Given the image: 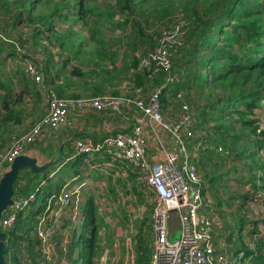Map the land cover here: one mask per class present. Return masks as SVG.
Wrapping results in <instances>:
<instances>
[{"label":"trees","instance_id":"16d2710c","mask_svg":"<svg viewBox=\"0 0 264 264\" xmlns=\"http://www.w3.org/2000/svg\"><path fill=\"white\" fill-rule=\"evenodd\" d=\"M13 2L18 9L13 15L15 20L12 25L22 23L24 20H28L30 24H41L32 30L34 45L39 46V40L42 38L51 40L54 37L72 57L90 60L95 64L87 70L92 76L93 85H89V79H86L81 86L89 85L90 92L85 96H82L81 92L66 96L64 84L60 85L58 80L62 76L66 80L74 78L67 70L57 71L53 77L50 76L48 63L42 68L45 73L44 81L41 75L42 81L38 84L30 76L27 67L29 64L35 65L40 74L41 69L36 62L30 60L28 54L21 55L24 60L26 59V64H18V73L22 74L19 79L20 85L23 86L22 95L14 92L12 78L0 75V89L4 90V92L0 91V140H3L0 155L47 115L48 112H42L36 123L34 122L26 131H21L25 126L24 119L28 116V108L23 101L27 98L40 100L43 90L47 92L53 90L59 96L66 98L127 96L148 101L156 88L166 84L169 76L177 74L178 79L167 84L161 97L165 115L168 117V110L174 106L173 102L166 98L170 93L171 99L178 101V113L183 104H188L195 118L196 132L208 139L211 147L200 151L204 152L203 156L208 161L220 162L226 166L228 160L229 163H234L230 161V157L236 159L237 156H247L253 164H258L255 149L264 148V131L257 132L264 118V0H0V18L1 11H7ZM177 19L180 20L176 21ZM80 21L87 25L90 38L96 41L90 50L84 49L82 43L77 42L75 38L77 33L72 26L65 28L64 32L58 27L70 22L78 24ZM4 23L3 25H9ZM146 25L153 26L154 29L146 28ZM118 29H121V32L117 31ZM170 34L174 35L175 42L168 43L167 56L170 66L165 68L157 60H153L152 55L167 41L165 38ZM117 40L121 41V45L126 42L130 49L125 51L119 48L116 51L114 46ZM8 42L14 43L12 39L0 36V62L6 59L1 52L9 49ZM145 44L147 49L138 57L136 53L139 46ZM14 49L16 50V46ZM9 55H13V52ZM120 55L123 56L121 60H119ZM148 60L149 65L145 63ZM118 62L121 63V67ZM124 80H128L135 90L142 89L144 95L120 94L117 90L111 94L106 92L111 87L118 89L116 86H120ZM79 81L74 84L76 85L74 89H79L77 88ZM193 88L198 92L199 97L205 95L203 103L190 101L191 95L184 96L185 91ZM207 89L210 94L206 93ZM49 99L47 94L48 106ZM239 104H242L241 108H238ZM91 109L109 115L122 114L114 113L107 108L92 107ZM139 112L140 110L133 106L123 108V113L130 114L131 117L139 116ZM234 112L239 115L238 118L233 116ZM167 117H165L167 120H171ZM16 124L21 125L16 128L14 126ZM117 132L119 130L115 133ZM126 132L132 131L126 130ZM10 142H12L10 147L5 149ZM219 146L223 148L222 151L218 150ZM73 151L77 152L76 144ZM57 158L64 159L61 155ZM128 164L136 171L132 176L135 178L137 176L139 182V170L133 164ZM79 166L77 162L76 169ZM258 168L260 166H256V169ZM201 170L209 171L206 165H202ZM209 175L207 173L204 175L208 182L210 179H216V177L210 178ZM48 176L49 171L33 169L29 166L19 172L12 198H26L32 194L35 198L31 206L20 213L17 222L11 228L4 229L0 226L1 231L6 234L4 254L7 256V264H46L42 254L37 250L40 244L36 234L37 219L43 212L48 197L55 191H60L64 185L61 183L62 175L57 184ZM219 178L221 179L222 176ZM257 181L258 177L255 176L248 183L256 191H264V185H258ZM121 182L126 185L124 181L118 180V183ZM142 186L145 188L143 184ZM111 191L113 196H116V188ZM247 196L248 194H244L245 199ZM242 207L246 208V206ZM152 209L153 204L150 208L151 213ZM81 210L84 217L83 224L80 232L75 233L76 238L73 242L76 246H81V251L76 259L75 255L68 259L71 264L80 262L95 264L98 252L95 244L99 235L96 204L93 200L88 201L81 206ZM245 216L240 211L237 213V217L243 221ZM261 219H256L255 224ZM214 225V235L216 234L218 238L225 235L229 245L232 244L230 241L237 243L232 238L233 231L218 233L221 224L214 219ZM241 230H244L242 226ZM255 232L256 228L250 231V238L255 237ZM247 237L245 241L241 233L240 248L232 251L231 246H227V251L237 254L239 250L244 249L245 256L250 257V264H264V236L255 237L253 246H250ZM25 241H29V244L24 246ZM13 246L16 247L12 253ZM136 246V262L149 264L154 251L153 223L152 230L147 229L146 233L141 230L138 234ZM101 248L99 247V250ZM11 256L14 257L13 263L9 258Z\"/></svg>","mask_w":264,"mask_h":264},{"label":"built area","instance_id":"2783aa9c","mask_svg":"<svg viewBox=\"0 0 264 264\" xmlns=\"http://www.w3.org/2000/svg\"><path fill=\"white\" fill-rule=\"evenodd\" d=\"M165 39L167 41L152 55V59L169 68L168 43L175 42V38L170 34ZM145 63L149 65L150 61ZM27 71L37 82L42 80L35 65L29 64ZM176 79L177 74L169 76L167 83L156 88L148 101L127 96L66 98L49 90L47 115L0 155V180L16 158L24 155L28 147L46 130L56 132L67 123L71 110L94 107L124 114V107H136L140 112L134 120L132 132L119 131L98 143L91 139L80 141L76 155L106 151L112 158L133 164L139 170L140 182L152 193L153 201L151 217L154 251L150 264H250V257H246L245 253L235 257L226 250V237L218 238L214 235L215 208L206 202L204 180L196 164L200 151L211 146L207 138L196 132L195 118L188 104H183L175 118L167 120L164 116L161 97L167 84ZM260 124L258 133L264 131V118ZM146 128H150L149 131L156 136L158 131L166 132L173 143L174 149L166 150L160 162L152 163L148 157ZM218 150L222 151L223 148L219 146ZM74 185L66 182L60 191L52 193L43 212L38 215L36 234L40 244L37 250L46 264H55L59 257L65 258L62 264L67 261L70 246L74 242L73 236L80 232L83 224L84 217L80 208L82 186ZM34 198V194L26 198H12L2 212L0 226L11 228L20 213L31 206ZM172 211L178 214L182 231L181 237L174 241L169 238Z\"/></svg>","mask_w":264,"mask_h":264},{"label":"rangeland","instance_id":"374dc122","mask_svg":"<svg viewBox=\"0 0 264 264\" xmlns=\"http://www.w3.org/2000/svg\"><path fill=\"white\" fill-rule=\"evenodd\" d=\"M17 9V5L13 2L11 5H9L7 11H1L2 13L0 18V36H5L7 39H12L14 42H8L9 49L1 52V55L6 57V59L0 62V75L2 77L9 76L13 79L15 86L14 92L18 95H22L23 93V86H21L19 83V79L22 74L18 73V64H26V59H23V56H21L22 54H28L30 56V60L38 64V68L41 69L40 71L43 77V81L45 78V73L43 72L42 68L47 63L50 67L48 72L52 77L55 75V73H57V71L64 72L67 70L74 79L66 80V78L62 76L58 80L60 85L64 84L66 96L78 94L80 92V94H83L82 96H85L88 92H90L88 86L91 84L93 85V82L92 76L88 74L87 70L90 67H93L95 63L79 57H72L70 52L66 50L64 46L61 47V45L58 44L54 37L51 40L49 38H42L39 40V46L34 45L32 30L41 24H30L28 20H24L22 23H17L18 25H12V22L14 23L15 20V16L13 15ZM174 17L179 18V16L175 15ZM178 20L180 19H177L176 21ZM3 21L8 23L9 25H3L5 24ZM68 26H72V29L77 33L75 38L77 39V42L82 43V47L84 49L90 50L91 48H93V44L95 45L96 41L90 38V32L87 25H85L82 21H80L78 24H73L72 22H70L66 23L65 25H58L61 32H64L65 28H67ZM146 26V28L154 29L153 26ZM158 27L159 25L156 26V28ZM117 31L121 32V29H118ZM19 35L21 37H19ZM14 44H16V50L14 49ZM114 47L116 51L119 48L124 49L125 51L130 49L126 42L122 43L121 45L120 40L116 41V46ZM146 49V44L140 45L136 53L137 56H142ZM11 52H13V55H9V53ZM122 58L123 56L120 55L119 60H121ZM118 64L119 67H121V63L118 62ZM86 79H89V85H85L86 87H81ZM78 80H80V84L77 87L79 89H74V87L76 86L74 84L78 82ZM37 83L40 84L39 82ZM130 86L132 87L130 82L128 80H124L120 84V86H116V88L118 89H114V87H111L108 88L106 92L111 94V92L117 90L120 92V94H135L134 96L144 95V91H142V89L135 90ZM208 90L209 89L206 90V93H209ZM0 91L4 92L3 89H0ZM183 92L184 91H181V93ZM184 93V96L187 94L191 95V97L189 98L190 101L196 102L198 104L203 103V100L205 98V95L199 97L198 92L194 88L190 89L189 91H185ZM41 94L42 96L40 100L35 101L32 98H27L23 101L26 108H28V116L24 119L25 126L21 128V131H26L31 125H33L34 122L39 117H41L42 112H48L49 106L47 100V91L43 90V93ZM166 98H168L167 100L173 102V108H171V110H168L169 116L172 115L170 118L173 119L178 114V101L172 100V94L170 93L166 95ZM175 107L176 109H174ZM241 107L242 104H239L238 108ZM233 116L236 118L239 117L236 112H234ZM20 125L21 124H16L14 126H16V128H19ZM238 126L240 127V125ZM2 144L3 140H0V146H2ZM263 150L264 148L259 147H256L255 149L256 158L258 161L257 165L253 164L252 161L247 158V156H235L236 159L234 157H230V161L234 163H229L228 160L226 166L220 164V162H210L205 158V156H200L199 164H201V168L202 165H206V169L209 170L208 172H202V174H210V178L216 177V179L214 178L215 180L210 179V182H208L205 179V176H202L207 186L205 188V195H208L207 198L209 200V203L213 208H215L217 216H214L215 219L221 224V230H217V232H235L233 238L237 241V245L241 241V232L239 230L241 226L242 228H244L242 232L245 235H247V232L252 231L254 228H256V232L254 233L255 237L260 238L264 236V193H259L258 190L256 196L254 197V200L252 201L251 199L253 196H249V194H254L256 190L252 187V185L248 183L255 176H257V184L264 185V161L261 160L264 159V156H261ZM56 163L57 162L55 161L52 164L56 165ZM216 164H218L219 166H216ZM256 166H260V168L256 169ZM54 169H56V167H54ZM126 171V175L117 170L115 176H111L113 180H116L115 188L117 197L113 196V199L107 197L109 201H106V198L104 199L103 197H101L98 201L99 204L97 203L99 216V219H97L99 235L98 241L96 242L95 246L96 251H98L99 254L97 252L95 264H138L136 262L137 237L141 230L146 233L147 224L146 219L144 218L148 215L147 211L150 210V206L145 198L142 184L140 183V181L138 182L137 176L136 178L132 176V174L136 173V171L129 167H126ZM61 174L62 173L56 174L58 179L61 178ZM220 176H222L221 179L219 178ZM118 180L124 181L126 185H124L123 182L118 183ZM58 181L60 182V180ZM58 181L56 180L57 183ZM244 194H248L246 199L244 197ZM242 206H246L249 211H246L247 209ZM239 211L243 215H246L244 221L237 217V213ZM258 218H262L263 220L261 219L257 222V224H255V221ZM181 234V228H178L171 232V234H169V238L170 240L174 241L179 239L181 237ZM248 235L249 236L247 237V240H250V243L253 246V244H255V237L250 238V234ZM219 237L222 238L224 236ZM243 239L246 241V236H244ZM19 241L20 239L17 242L19 243ZM230 242L234 243L233 241ZM28 244L29 241L24 242V246ZM15 247L16 246H13V248L11 249L12 253L14 252ZM99 247L102 248L99 250ZM235 249L237 248L234 247V250ZM5 257L7 256L5 255ZM9 258L13 263L14 257L11 256ZM63 261H65V258L59 257L58 261L55 262V264H62ZM71 263L72 262L70 261V259H67V261L64 262V264ZM79 264H81V262Z\"/></svg>","mask_w":264,"mask_h":264},{"label":"crops","instance_id":"0c3cea01","mask_svg":"<svg viewBox=\"0 0 264 264\" xmlns=\"http://www.w3.org/2000/svg\"><path fill=\"white\" fill-rule=\"evenodd\" d=\"M163 113L164 116L167 117L165 115L166 111L164 107ZM167 115V118H170L172 116H169V114ZM133 118H136V116L131 117L130 114L127 113L109 115L104 112H98L89 107L71 110L68 116L67 123L63 124L61 128L56 132H49L48 130H46L32 145L29 146L24 155L35 160L38 170L44 169L45 171H49L48 177L52 178V180H54L55 182L56 180H59L56 174L62 173V184H65L66 182H72L75 183L74 186H82L83 199L80 204V208L81 206H84L86 203H88V201L93 200V203L96 204V213L98 216L97 203L99 204V199L103 197L104 199L106 198V201H109L108 198L113 197V193L111 190L115 188L116 180H113L111 176H115L117 170L126 175V167H132L126 162H120L121 160L112 158L113 156L106 151L85 153L75 156L76 152L73 151V149L75 148V144L77 147L80 141L91 139L94 142L98 143L102 142L106 137L115 134V132L118 130L132 131L135 120ZM149 129L150 128H146V134L149 144L148 157L152 163H157L164 159L166 150L174 149L173 143L166 132L158 131V134L156 136L153 132H150ZM11 143L12 142H10L5 149H8ZM60 155L63 156L64 159H58L57 156ZM203 155L204 152L199 153L196 164L198 166L199 173L204 177V175L202 174L203 171L201 170V166L199 165L200 156L202 157ZM55 161L57 163L56 165H53L52 163H54ZM77 162H79L80 164L78 169H76L75 167V164ZM54 167H56V169H54ZM76 170H78L77 174L75 173ZM204 185L206 188L207 186L205 180ZM142 189L145 198L150 206L149 208H151V205L153 204L151 199L152 193L146 190L143 186ZM207 197L208 195H205L206 202H209ZM147 212L148 215L144 218L146 219L147 224L146 230H152L151 211L149 210ZM239 230L242 235L249 236L248 234L250 233V231L246 233L247 235H245L242 232L241 228H239ZM224 233H226V231ZM233 233L235 234V232ZM222 236L225 237V235ZM73 238H76L75 234ZM76 242L77 239L75 240V243ZM249 244L251 246V243ZM239 245L240 244L237 245V243H232L228 246H231L230 249L234 251V247L237 249L240 248ZM70 250L71 252L68 254V257H74L75 255L76 259L79 256V252L81 251V246L71 244ZM245 251L244 249H242L239 250L237 254H232L233 256L237 257L239 255L241 256L242 253H245Z\"/></svg>","mask_w":264,"mask_h":264},{"label":"water","instance_id":"95a60500","mask_svg":"<svg viewBox=\"0 0 264 264\" xmlns=\"http://www.w3.org/2000/svg\"><path fill=\"white\" fill-rule=\"evenodd\" d=\"M31 167L37 169L35 160L32 158L22 155L16 158V160L11 165V168L4 174L0 180V218L3 210L11 203L12 196L14 193V185L18 178L19 172L22 168ZM181 228L180 218L175 211L170 213L169 222V234L174 230ZM6 234L0 229V264H7L4 251L6 249V244L4 241Z\"/></svg>","mask_w":264,"mask_h":264}]
</instances>
